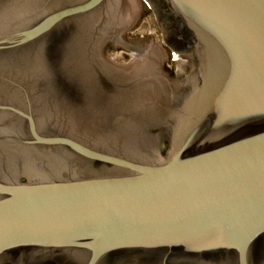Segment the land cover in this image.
I'll return each instance as SVG.
<instances>
[{
	"label": "water",
	"instance_id": "1",
	"mask_svg": "<svg viewBox=\"0 0 264 264\" xmlns=\"http://www.w3.org/2000/svg\"><path fill=\"white\" fill-rule=\"evenodd\" d=\"M142 1L174 76L135 0H0V264H264V0Z\"/></svg>",
	"mask_w": 264,
	"mask_h": 264
},
{
	"label": "rangeland",
	"instance_id": "2",
	"mask_svg": "<svg viewBox=\"0 0 264 264\" xmlns=\"http://www.w3.org/2000/svg\"><path fill=\"white\" fill-rule=\"evenodd\" d=\"M135 2L137 10L134 19L121 36L131 42L145 44L160 52L162 62L165 63L164 66L162 65L163 69H166L165 72L169 76H174L172 69L174 61L169 58L173 51L164 43L163 32L155 11L142 0H135ZM102 51L103 58L115 65L128 66L137 60L133 53L111 43L105 44ZM164 53L168 55L164 56ZM164 57H166L165 61Z\"/></svg>",
	"mask_w": 264,
	"mask_h": 264
},
{
	"label": "flooded vegetation",
	"instance_id": "3",
	"mask_svg": "<svg viewBox=\"0 0 264 264\" xmlns=\"http://www.w3.org/2000/svg\"><path fill=\"white\" fill-rule=\"evenodd\" d=\"M137 54V58L139 59V58H143L144 56H145V54H146V51H139V52H137L136 53ZM168 54L167 53H164V56H167ZM170 59H171V57H169ZM164 59V61H165V59H166V57H164L163 58ZM172 61H176V60H178V61H180L179 60V58H177V57H175L174 59H171ZM163 61V60H162ZM165 64V63H164ZM164 64H163V62H162V65L164 66ZM166 70V69H165Z\"/></svg>",
	"mask_w": 264,
	"mask_h": 264
},
{
	"label": "built area",
	"instance_id": "4",
	"mask_svg": "<svg viewBox=\"0 0 264 264\" xmlns=\"http://www.w3.org/2000/svg\"><path fill=\"white\" fill-rule=\"evenodd\" d=\"M176 57V54L173 52L171 53V59H174Z\"/></svg>",
	"mask_w": 264,
	"mask_h": 264
}]
</instances>
